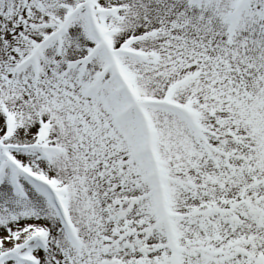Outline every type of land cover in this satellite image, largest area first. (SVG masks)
<instances>
[{"label":"snow or ice","instance_id":"snow-or-ice-1","mask_svg":"<svg viewBox=\"0 0 264 264\" xmlns=\"http://www.w3.org/2000/svg\"><path fill=\"white\" fill-rule=\"evenodd\" d=\"M0 264H264V0H0Z\"/></svg>","mask_w":264,"mask_h":264}]
</instances>
